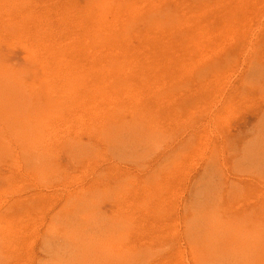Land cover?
<instances>
[{
	"label": "rangeland",
	"instance_id": "374dc122",
	"mask_svg": "<svg viewBox=\"0 0 264 264\" xmlns=\"http://www.w3.org/2000/svg\"><path fill=\"white\" fill-rule=\"evenodd\" d=\"M132 1L0 0V264H264V0Z\"/></svg>",
	"mask_w": 264,
	"mask_h": 264
},
{
	"label": "bare ground",
	"instance_id": "6f19581e",
	"mask_svg": "<svg viewBox=\"0 0 264 264\" xmlns=\"http://www.w3.org/2000/svg\"><path fill=\"white\" fill-rule=\"evenodd\" d=\"M101 1H103V0H101ZM118 1V0H117ZM126 1V0H125ZM134 1V0H133ZM132 1V2H133ZM137 1V0H136ZM141 1H143V0H138L137 1V3L138 2H141ZM26 2V1H25ZM123 2V1H122ZM121 2V3H122ZM130 2V1H129ZM128 2V4H130ZM97 3H98V1H97ZM96 2L94 3V4H97ZM100 3V2H99ZM135 3V2H134ZM133 3V4H134ZM136 3V4H137ZM142 3V2H141ZM192 3V2H191ZM18 4H20V3H18ZM89 4V3H88ZM93 4V5H94ZM118 4V3H117ZM120 4V3H119ZM123 4V3H122ZM121 4V5H122ZM133 4H132V6H133ZM195 4V3H194ZM17 5V4H16ZM14 6V5H13ZM26 6V5H25ZM107 6V5H106ZM120 6V5H119ZM6 7H7V5H6ZM6 7H4V8H6ZM24 7V6H23ZM109 7V6H108ZM113 7V6H112ZM129 7H130V5H129ZM166 7V6H165ZM115 8H117V7H115ZM130 8H134V6L133 7H130ZM167 8V7H166ZM8 9V8H7ZM12 9V8H11ZM113 9V8H112ZM118 9V8H117ZM123 9H125V8H123ZM140 9V8H139ZM169 9H170V7H169ZM120 10V9H119ZM129 10V9H128ZM164 10V9H163ZM17 11V10H16ZM20 11V10H19ZM118 11V10H117ZM153 11V10H152ZM172 10H170V12H171ZM190 11V10H189ZM7 12H8V10H7ZM109 12V11H108ZM166 12H167V10H166ZM3 13H5V12H3ZM143 13V12H142ZM162 13V12H161ZM167 13H169V12H167ZM28 14V13H27ZM121 14V13H120ZM131 14V13H130ZM139 14V13H138ZM152 14V13H151ZM157 14V13H156ZM3 15V14H2ZM139 15H141V13L139 14ZM153 15V14H152ZM168 15V14H167ZM172 15H173V12H172ZM172 15H171V17H172ZM175 15V14H174ZM29 16V15H28ZM30 16H32V15H30ZM21 17V16H20ZM109 17V16H108ZM126 17V16H125ZM144 17V16H143ZM146 17H148V13H147V16ZM168 17V16H167ZM171 17H169V18H171ZM1 18V17H0ZM90 18V17H89ZM122 18V17H121ZM152 18V17H151ZM108 19V18H107ZM127 19V18H126ZM134 19L136 20H138V18H135L134 17ZM158 19H159V14H158ZM114 20V19H113ZM116 20V19H115ZM125 20V19H124ZM157 20V19H156ZM170 20H172V19H170ZM170 20H168V21H170ZM117 21H118V19H117ZM134 20H132V22H133ZM145 21V20H144ZM147 21H149V18H148V20ZM146 21V22H147ZM158 21V20H157ZM173 21V20H172ZM177 21V20H176ZM124 22V21H123ZM188 22V21H187ZM190 22V21H189ZM188 22V23H189ZM112 23V22H111ZM117 23V22H116ZM125 23V22H124ZM127 23V22H126ZM154 23V22H153ZM198 23H200V22H198ZM198 23H197V25H198ZM21 24V23H20ZM133 24V23H132ZM135 24V23H134ZM147 24V23H146ZM155 24V23H154ZM173 24V22H171V25ZM176 24V23H175ZM187 24V23H186ZM14 25V24H13ZM97 25V24H96ZM102 25V24H101ZM103 25H104V23H103ZM127 25V24H126ZM169 25H170V23H169ZM180 25H183V24H180ZM204 25V24H203ZM98 26V25H97ZM105 26V25H104ZM129 26V25H128ZM199 26V25H198ZM100 27V26H99ZM102 27V26H101ZM116 27V26H115ZM177 27V26H176ZM184 27H185V25H184ZM184 27H182V28H184ZM187 27V26H186ZM203 27V26H202ZM11 28H12V26H11ZM26 28V27H25ZM104 28H106V27H104ZM110 28V27H109ZM123 28H124V26H123ZM129 28V27H128ZM132 28H133V26H132ZM174 28V27H173ZM13 29V28H12ZM11 29V30H12ZM22 29V28H21ZM102 29V28H101ZM108 29V28H107ZM131 28H129V30H130ZM201 29V28H200ZM10 30V31H11ZM99 30V29H98ZM97 30V31H98ZM116 30V29H115ZM126 30V29H125ZM131 30H133V29H131ZM190 30V29H189ZM14 31V30H13ZM15 31H16V29H15ZM20 31V30H19ZM102 31V30H101ZM107 31V30H106ZM113 31V30H112ZM128 31V30H127ZM177 31V30H176ZM18 32V31H17ZM38 32V31H37ZM36 31H35V33L36 34H38ZM40 32V31H39ZM125 32V31H124ZM180 32V31H179ZM34 33V32H33ZM44 33V32H43ZM108 34V33H107ZM118 34V33H117ZM124 34V33H123ZM129 34H130V32H129ZM182 34V33H181ZM35 35V34H34ZM116 35V34H115ZM185 35V34H184ZM39 36V35H38ZM88 36V35H87ZM107 36V37H106ZM105 37H103L102 36V34H98L96 37H97V41H101L102 43H108V42H113V41H115V42H117L116 40H118V41H120V40H123V39H125V37L124 38H120V37H116V38H112V37H109L108 35H106ZM15 37H16V41H17V44H16V46L13 44V43H10V42H7L6 44L5 43H2V44H0V87L3 85V83H4V81L5 80H13V78H18V80H19V78H22V79H20V82L22 81L23 82V79H25L24 81L26 82V77H32V80H31V84L34 86V87H36L35 86V82H36V80L37 81H39L40 80V78H39V76H43V75H47V74H51V75H64V73H65V71L64 72H62V70L60 69V68H55L52 64H50V65H47V63H44L43 61H42V58L44 59V57H42L41 56V53H40V56L41 57H39V56H36L35 54H34V56L33 55H28L27 56V54H26V48H25V51L22 49L23 47H26V46H24V44L25 43H27L28 42V40H29V38H23V33H21V32H18V34H16L15 35ZM115 37V36H114ZM40 39L42 38L41 36L39 37ZM38 38V40H37V38H36V40L34 39V42L36 43V44H38L37 45V47L40 45V43L39 42H41L40 41V39ZM43 38H45V37H43ZM91 38H93V37H91ZM32 39V38H31ZM94 39V38H93ZM46 40V39H45ZM126 40V39H125ZM208 40V39H207ZM1 41H3V40H1ZM95 41V40H94ZM32 43H33V41H32ZM182 43V42H181ZM192 43V42H191ZM19 44V45H18ZM46 44V43H45ZM98 44V43H97ZM113 44V43H112ZM123 44V43H122ZM29 45H32V44H29ZM41 45H44V43H42ZM48 45V44H47ZM100 45H101V43H100ZM103 45V44H102ZM112 46V45H111ZM110 46V47H111ZM28 47H30V46H27V49H28ZM32 47H34L33 45H32ZM36 47V48H37ZM100 47V46H99ZM4 48V49H3ZM5 48H19L22 52H23V58H24V61L23 62H16V61H14L12 58H11V56H9L8 55V52H6L7 50H5ZM42 48H44V46H42ZM46 48V47H45ZM45 48L43 49V50H45ZM183 48V47H182ZM186 48V47H185ZM52 49V48H51ZM50 49V50H51ZM57 49H59L58 47H57ZM63 49H65V48H63ZM50 50H47L48 52L50 51ZM54 50V49H53ZM51 50L47 55H46V59H49L47 62H51V61H55V62H61L62 61V55L61 54H59V53H54V51L56 50ZM60 50V49H59ZM111 50V49H110ZM58 50H56V52H57ZM64 51V50H63ZM37 52H39V48H38V50H37ZM42 52V51H41ZM61 53V52H60ZM109 53V52H108ZM46 54V53H45ZM63 54V53H62ZM67 53H65V55H66ZM69 54V53H68ZM67 56H69V55H67ZM72 56V55H71ZM190 56V55H189ZM110 57V56H109ZM123 57V56H122ZM71 58V57H70ZM70 58H67V59H69L70 60ZM113 58V57H112ZM66 59V60H67ZM122 59V58H121ZM131 59V58H130ZM61 60V61H60ZM109 60V59H108ZM112 60V59H111ZM127 60V59H126ZM53 61V62H54ZM70 61H72V59L70 60ZM115 61V60H114ZM128 61V60H127ZM53 62H51V63H53ZM64 62H67V61H64ZM86 62V61H85ZM116 63V62H115ZM126 63V62H125ZM57 64V63H56ZM116 65V64H115ZM75 66V65H74ZM65 67V66H64ZM72 67V66H71ZM77 67V66H76ZM78 68V67H77ZM80 68V67H79ZM78 68V69H79ZM77 69V70H78ZM74 70V69H73ZM90 71V70H89ZM70 72V71H69ZM78 72H79V70H78ZM88 72V71H87ZM110 72H111V74H118V69H116L115 68V66H112V68L110 69ZM81 73V72H80ZM80 73H78V75L80 74ZM83 74V73H82ZM120 74V73H119ZM50 75V76H51ZM34 76H38V78L37 79H35V77ZM67 76V75H66ZM52 77V76H51ZM42 78V77H41ZM45 78V77H44ZM55 78V77H54ZM28 79V78H27ZM42 80V79H41ZM43 81V80H42ZM47 81H48V78H47ZM59 81V80H58ZM10 83V82H9ZM12 83H14L13 81H12ZM11 83V84H12ZM19 83V82H18ZM34 83V84H33ZM40 83V82H39ZM38 84V83H37ZM51 84V83H50ZM53 84H54V81H53ZM20 85V84H19ZM22 85V84H21ZM31 85V86H32ZM45 86H46V84H44ZM55 85V84H54ZM24 86H26V84L24 85ZM27 86H28V84H27ZM30 86V87H31ZM41 86V85H40ZM50 86H52V84L50 85ZM49 86V87H50ZM15 87V86H14ZM33 87V88H34ZM42 87V86H41ZM52 87H54V86H52ZM23 88V87H22ZM38 88H39V86H38ZM51 88V87H50ZM23 90V89H22ZM40 90V89H39ZM44 90V89H43ZM26 91H27V89H26ZM26 93V92H25ZM31 93V92H30ZM98 93V92H97ZM29 94V93H28ZM104 95V94H103ZM33 96V95H32ZM45 96V95H44ZM58 96V95H57ZM101 96V95H100ZM42 99V98H41ZM102 99V98H101ZM66 101V100H65ZM32 102V101H31ZM93 102V101H92ZM44 104V103H43ZM39 107V106H38ZM52 107V106H51ZM41 109V108H40ZM42 110V109H41ZM40 110V111H41ZM94 110V109H93ZM39 112V111H38ZM36 113V112H35ZM41 114V113H40ZM44 114V113H43ZM39 117H40V115H39ZM32 119V118H31ZM36 121H37V119H35ZM39 120V119H38ZM44 120V119H43ZM33 123V122H32ZM32 123H30V124H32ZM37 125V124H36ZM33 126V125H32ZM41 126V125H40ZM39 126V127H40ZM37 127V126H36ZM33 128H35L34 126H33ZM43 128V127H42ZM48 128V127H47ZM39 129V128H38ZM41 129V128H40ZM34 130V129H33ZM97 130V129H96ZM112 131V130H111ZM34 132V131H33ZM38 132V131H37ZM43 132V131H42ZM110 132V131H109ZM36 133V132H35ZM41 133V132H40ZM40 133H38V134H40ZM112 133V132H111ZM111 133H109V134H111ZM44 134V133H43ZM43 137V136H42ZM27 140V139H26ZM41 141H43V138H42V140ZM36 143V142H35ZM43 143V142H42ZM25 144V143H24ZM25 146V145H24ZM31 146H35V145H31ZM34 147H32V149H33ZM30 149V148H29ZM237 162V161H236ZM40 171H41V169H40ZM228 217V216H227ZM74 218V217H73ZM257 222H258V220H257ZM260 222V221H259ZM255 224H257V223H255ZM260 224V223H259ZM261 227V226H260ZM258 228V227H257ZM250 230V229H249ZM252 230V229H251ZM253 230H255V229H253ZM259 230V229H258ZM257 230V231H258ZM263 232V231H262ZM262 242V241H261ZM261 244V243H260ZM99 246V245H98ZM105 248V247H104ZM109 248V247H108ZM100 253V252H99ZM92 254V253H91ZM113 254V253H112ZM92 256V255H91ZM105 256V255H104ZM98 257V256H97ZM100 257H101V254H100ZM103 257V256H102ZM106 257V256H105ZM111 257V256H110ZM101 259V258H100ZM107 259H108V257H107ZM111 259V258H110ZM88 260H90V259H88ZM90 262V261H89ZM96 262V261H95ZM85 264V263H84ZM87 264V263H86Z\"/></svg>",
	"mask_w": 264,
	"mask_h": 264
}]
</instances>
